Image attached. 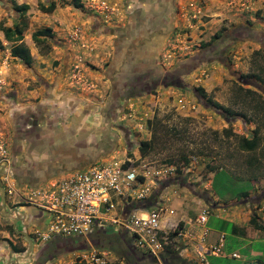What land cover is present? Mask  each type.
Listing matches in <instances>:
<instances>
[{
	"label": "rangeland",
	"instance_id": "obj_1",
	"mask_svg": "<svg viewBox=\"0 0 264 264\" xmlns=\"http://www.w3.org/2000/svg\"><path fill=\"white\" fill-rule=\"evenodd\" d=\"M80 2L82 8L74 9L72 0H0V26L13 28L17 24L22 38L6 42L0 32V264H33V253L40 246V240H35L39 238L36 228H26V234L35 241L24 260L28 243L20 235V224L16 222L12 230L11 222L18 218L17 209L32 207L25 201L31 189L13 183L8 173L11 158L17 162L22 157V149H16V130L32 118L39 125L47 119L77 123L84 114V127L92 133L86 142L102 138L106 143L100 142V146L112 145L95 163L134 160L144 198L163 180H170L158 195L162 201L154 206L161 209L157 212L166 218V225L179 215H196L201 209L197 197L184 184L214 196L224 207H240L247 223L254 214L259 224L257 214L264 212V39L260 41L264 35V0H175L170 33L157 54L148 58L147 68L153 67L158 74L173 70L215 42L219 47L228 45L223 55L225 65L211 61L185 67L189 70L182 77L185 88L149 86L146 94L119 98L115 119L107 124L103 113L113 100L107 77L115 43L127 32L126 24L135 23L140 10H155L154 0ZM13 3L27 5L26 12L20 17L14 15ZM49 3L54 5L51 12L38 7ZM244 26L252 30L247 32L250 35L232 42L237 37L232 35ZM44 28L50 33L40 37L44 40L37 44L31 34ZM19 43L30 55L29 66L9 55L10 47ZM120 46L125 47V42L117 44ZM196 88L204 98L195 95ZM204 99L216 103L220 111ZM253 137L254 149L245 150L241 139ZM141 141L148 143L143 154ZM114 201L116 209H121ZM214 211L210 209L207 215V232H219L222 227L218 218L222 215ZM251 227L249 223L247 228ZM169 233L162 250L173 251L174 235ZM83 239L44 263L125 264L112 251L93 246L89 236ZM259 243L253 248L259 249L257 260L264 264V239ZM10 246L24 251L13 254ZM186 256H191L190 247ZM207 262L233 264L211 257Z\"/></svg>",
	"mask_w": 264,
	"mask_h": 264
},
{
	"label": "flooded vegetation",
	"instance_id": "obj_2",
	"mask_svg": "<svg viewBox=\"0 0 264 264\" xmlns=\"http://www.w3.org/2000/svg\"><path fill=\"white\" fill-rule=\"evenodd\" d=\"M174 3L175 0H155V10H153V12L152 10L146 9L141 17L136 14L135 23L133 22L132 26H130L129 23L126 24L124 29L127 30V32L124 34V31H122V35H124L118 37L119 40H124V42H126L125 45H127L125 48L123 46L118 47V49L123 47L125 50V55L123 56V60L126 62L125 64L129 63L130 58H137L141 53H145L146 58H151L157 54V48L166 41L170 33L173 12L175 10L173 9ZM141 6H143V4H141ZM141 8L143 9V7ZM137 12L138 11L135 13ZM248 31L252 32L248 27H241L239 32L232 35V38H235L236 36L238 37L232 42L247 38L248 35H250V33H247ZM260 37L262 38H258L260 41L264 39V35H260ZM216 43L217 42H215L214 46L209 47L208 49L196 52L194 56L188 58L187 61L189 63L184 62L178 65L177 68L165 73L158 74L154 71V68L151 67L150 71L154 74L151 81L154 82L155 86H173L176 82H179V85L185 88L186 86L182 82V77L186 75V72H189L185 67L192 66L191 68H193L211 61L219 62L224 66L223 55L228 48V45L219 47ZM148 52L149 55L147 54ZM191 61L193 62V65L190 64ZM146 63L147 65L149 64L148 61H146ZM146 86V82H137L132 88L141 91L142 88ZM116 99L115 95V99L111 100V104H109L106 110H104L103 114L105 120H107L105 121V124L112 119H115V112L113 109L117 110L119 107L116 103ZM57 121H59V123ZM109 125H111V123H109L108 126ZM16 131V149L18 152L22 149V157L17 162L14 161V157L11 158L8 173L10 174L13 183L25 186L29 189L38 188L54 179L53 176H55L59 165L63 166L61 168H69L70 165L73 168L82 167L89 162L91 163L94 159L98 160L100 156L107 154L112 147L110 143L111 146H104L102 143H106V140L102 138L99 139V143L95 142L92 137L93 141L86 142V137H89L92 133L91 131H87L84 127V114L80 116L79 122L77 123H73L71 119L68 120V122L57 119H47L42 125H39L36 124L34 118L27 119L23 128H17ZM93 142L96 144L94 145ZM100 142H102L101 146ZM56 155L57 157H54ZM73 155H75L74 158L76 159L72 158ZM54 160L56 161L54 162ZM61 168H59V170H62ZM1 171V173L5 172L4 169ZM28 211L29 213L27 216L21 218L22 220H34L37 223H44L47 216L43 211L34 207H30ZM13 219L14 221H17V218ZM14 224L15 223L13 222L12 230ZM25 230L26 229L21 230L20 235L28 243V247L30 244V250L28 252L27 247L26 252L23 255L25 258H23L24 260L28 259L31 254L32 245H34L35 241L34 238H30V236L26 234ZM71 243V240L58 235L49 237L48 240L40 242V246L33 253V264H45L46 262L51 261L53 259L52 257L55 256L58 251L71 245ZM12 253L17 254L14 252ZM24 263L26 262H23L22 264ZM3 264L6 263L4 262Z\"/></svg>",
	"mask_w": 264,
	"mask_h": 264
},
{
	"label": "built area",
	"instance_id": "obj_3",
	"mask_svg": "<svg viewBox=\"0 0 264 264\" xmlns=\"http://www.w3.org/2000/svg\"><path fill=\"white\" fill-rule=\"evenodd\" d=\"M138 172L134 160L123 158L120 162L94 163L79 170L67 172L38 188L31 189L26 203L43 211L47 221L42 229H36L40 242L58 235L64 238L86 237L97 228L110 227L123 230L132 237L133 246L157 258L166 244L167 233L159 225L161 209L126 211L128 200H141L145 190L139 189ZM121 204L116 209L115 201ZM209 214L208 208L200 210L194 218L196 237L177 229L172 241L175 250H184L185 239L192 237L199 247L194 253L201 259L212 247H206L207 230L204 225ZM222 236L219 238L221 241ZM235 255L232 254V257ZM195 261V260H194ZM201 262V261H200Z\"/></svg>",
	"mask_w": 264,
	"mask_h": 264
},
{
	"label": "trees",
	"instance_id": "obj_4",
	"mask_svg": "<svg viewBox=\"0 0 264 264\" xmlns=\"http://www.w3.org/2000/svg\"><path fill=\"white\" fill-rule=\"evenodd\" d=\"M38 7L39 9L46 11V12H51L54 9L53 3H49L46 7L39 4ZM72 7L74 9H81L82 4L80 0H72ZM26 10H27V5L25 4L16 5L13 3V7L11 8V11L14 13V15L16 16L18 15V17L23 15L26 12ZM144 13H145L144 10H140L137 14L139 17H141ZM14 25L15 26L13 28L0 26V32L2 33V37L6 42L14 43V42H19L22 39L21 29L18 28L17 24H14ZM48 33H50V29L44 28L43 30H38V31L33 32L31 34V38L34 42L39 44L41 43L42 40H44V38H40V37ZM216 37L217 35L215 34L214 38ZM122 42L124 43V40H119L118 38V41H116L115 43L114 60H112L109 63V74H108L107 79H109V83L112 89L113 99H115V95L117 99L119 98L125 99L127 97H133L135 95L146 94L147 93L146 91L151 90L149 86L156 87L154 82L151 81L154 77V74L150 71V69L147 68L146 61H148V58H146L145 55L141 53L139 54L140 56H137V58H130L129 63L125 64L126 62H124L123 60L124 59L123 56L125 55V50H124L125 47L124 48L122 47L121 49H118L117 47V44H120ZM9 55L13 58L19 59L25 66H29L31 63L30 55L28 54L26 48L20 43L17 45H12L10 47ZM141 60H145V61H141ZM137 82L139 83L146 82L147 86L142 88L141 91H137L132 88V86L134 84H137ZM173 86L183 88L182 86L179 85V82H176V84H174ZM194 93L198 98L199 97L204 98V94L201 92L200 88H196L194 90ZM204 100L206 103L211 105V107L216 109V111L220 109L216 103H212L208 99H204ZM118 109L119 108H117V110ZM113 110L114 112H116V109H113ZM222 111H225V110L223 109ZM223 113L224 112H222V115H225ZM255 139H256L255 137H253L250 140L241 139L243 148L247 151L253 150L255 147ZM147 147H148V143L146 141H141L139 143V149L142 154L144 151H146ZM74 157L75 155L72 156L73 159H75ZM95 162H96V159H94L90 163V165L94 164ZM74 168L76 169L77 167H74ZM169 184H170V180H163L158 185L157 190H155L150 196L143 198L141 200L130 201L126 207V211L131 210V209L147 210L151 207H154L159 202L158 200L159 193L164 187L168 186ZM182 186L188 187L190 191L202 197V199H207V197L204 196V192L202 193L200 191H196L193 185L184 184ZM206 203L208 206L214 205V202L210 200H206ZM255 220H256V216L254 214H251L249 218V223L253 226V228L259 229L260 225L257 224ZM46 221H47V217L44 220L43 227L45 226ZM180 225H181V222H177L176 228L169 234L174 235L177 232V229H179ZM226 226L230 228L232 227L230 224H226ZM88 236H89L88 241L91 242L93 246L97 248L99 247L106 248L112 251L118 258L123 260L125 264H158V260L160 261L161 264H194L191 260H187L181 257L177 251L175 250L169 251L167 249L166 250L163 249L162 252L158 254L157 256L158 260H157V258L151 256L147 252H143V251L136 249L133 246L132 237L129 236L123 230L114 231L110 227L97 228L94 232H92ZM88 236L70 237L67 239L72 241L71 243L72 245L73 243L81 241L80 239L82 238L86 239ZM10 249L14 253L23 252V249L21 248L18 249L15 246H10Z\"/></svg>",
	"mask_w": 264,
	"mask_h": 264
},
{
	"label": "crops",
	"instance_id": "obj_5",
	"mask_svg": "<svg viewBox=\"0 0 264 264\" xmlns=\"http://www.w3.org/2000/svg\"><path fill=\"white\" fill-rule=\"evenodd\" d=\"M71 156V155H70ZM54 157H57L54 156ZM76 159V158H75ZM56 160H54L55 162ZM66 166V165H65ZM63 166L59 165L58 169L56 170L55 176L53 178H57L67 172L76 170L71 165L69 168H61ZM61 168L62 170H59ZM210 201L214 202V205L209 206V208L212 210L214 209L215 213L219 212L222 217H218L220 220H222V227L220 228L219 232H207L206 236V247L209 248L212 247L213 251L206 252L201 259H198V257L195 255L194 250L195 247H199L196 241L191 240L192 237H196L198 233V229H194V218L196 215H179V217L176 218V220L172 223L165 224L166 218L163 217L162 213L159 216V225L160 228L167 232L168 230H172L175 227V224L177 222H181V225L179 229L181 232H189L192 237L185 239L184 243L186 245L184 250H180L178 254L187 259V260H195L198 264H209L207 262V258H219L224 259L226 262L233 261V264H261L257 258L261 256V253L259 249H254L253 246H256L254 244H260L259 242L264 239V212L258 213L257 215L260 217L259 222V229H255L253 227L247 228L248 224V217L245 216L241 210H239L240 207H224V204L218 203L216 198L213 196H209ZM162 198L158 197L159 202L162 201ZM168 199V198H164ZM159 202L157 203L159 205ZM198 205L201 207L200 210L204 209L206 205L202 202V200L197 198ZM215 202L217 204L215 205ZM264 208V206H263ZM262 208V209H263ZM209 209V212H210ZM243 209V208H241ZM16 214L18 216L17 221H14L12 219V223H19L21 226V230L26 229L28 227H34V228H43V224L37 223L34 220H22L21 218L27 216L29 211L27 209H17ZM34 210V209H33ZM27 211V212H26ZM35 211V210H34ZM200 212V211H199ZM218 214V213H217ZM226 224H230L232 227L226 226ZM228 229H227V228ZM26 231V230H25ZM226 231V232H225ZM212 234V235H211ZM210 235V236H209ZM222 236L221 241L219 242V238ZM189 247L191 248V256H186L188 253ZM240 250H243V253H240ZM232 254L235 256L232 257ZM201 261V262H200Z\"/></svg>",
	"mask_w": 264,
	"mask_h": 264
},
{
	"label": "water",
	"instance_id": "obj_6",
	"mask_svg": "<svg viewBox=\"0 0 264 264\" xmlns=\"http://www.w3.org/2000/svg\"><path fill=\"white\" fill-rule=\"evenodd\" d=\"M148 54H149V52H148ZM108 81H109V79H108ZM88 165H90V162H89L88 164H86V165H84V166H82V167L76 169V170H79V169H81V168H83V167H85V166H88ZM1 172H2V171H1ZM187 186H188V185H187ZM191 192H192V191H191ZM192 194L195 195L198 199L202 200V202L207 206L206 200H210V198H209V196L206 194V192H204V195L207 197V199H202V197L198 196L197 194H195V193H193V192H192ZM0 200H1V203L3 204V192H2V189H1V188H0ZM23 235H24V234H23ZM29 250H30V244H29V247H28V252H29ZM26 255H27V253H26Z\"/></svg>",
	"mask_w": 264,
	"mask_h": 264
}]
</instances>
